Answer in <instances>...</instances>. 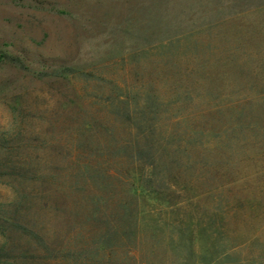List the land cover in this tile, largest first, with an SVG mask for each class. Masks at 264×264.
<instances>
[{
    "label": "rangeland",
    "instance_id": "obj_1",
    "mask_svg": "<svg viewBox=\"0 0 264 264\" xmlns=\"http://www.w3.org/2000/svg\"><path fill=\"white\" fill-rule=\"evenodd\" d=\"M0 153L41 156L69 208L134 185L137 216L90 222L130 235L109 264H264V0H0Z\"/></svg>",
    "mask_w": 264,
    "mask_h": 264
},
{
    "label": "trees",
    "instance_id": "obj_2",
    "mask_svg": "<svg viewBox=\"0 0 264 264\" xmlns=\"http://www.w3.org/2000/svg\"><path fill=\"white\" fill-rule=\"evenodd\" d=\"M3 57L24 67L16 57L7 54H3ZM75 72L74 68L63 66L44 76L64 79ZM42 161L38 154L16 156L0 153V182L10 185L17 197L11 204H0V232L5 237V242L0 246V263L109 264L105 259L118 249H124L125 239L130 240V235L121 239L123 235L119 236L117 229L109 222L96 228L90 222H99L101 214H121L127 220L133 215L137 216L140 204L136 188L130 186L123 198L94 195L88 199L81 191L69 208L54 202L52 187L56 175L48 172V167H42ZM70 164L74 167L72 187L78 189L88 183L98 185L95 179L97 166L81 156L72 157ZM140 187L144 193L150 194L144 186ZM83 217L87 224L80 221ZM71 218H75L72 228L69 222ZM48 220L56 224L57 231L54 226H48ZM82 223L95 230L88 233L89 230L82 228ZM64 227L70 230L65 232ZM71 232L73 234L69 237ZM190 248L193 251L192 243Z\"/></svg>",
    "mask_w": 264,
    "mask_h": 264
}]
</instances>
